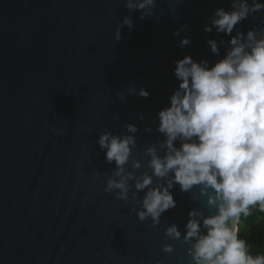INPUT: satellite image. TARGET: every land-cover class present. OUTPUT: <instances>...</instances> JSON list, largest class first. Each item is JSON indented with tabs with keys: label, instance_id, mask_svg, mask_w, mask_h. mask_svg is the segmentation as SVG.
Segmentation results:
<instances>
[{
	"label": "water",
	"instance_id": "water-1",
	"mask_svg": "<svg viewBox=\"0 0 264 264\" xmlns=\"http://www.w3.org/2000/svg\"><path fill=\"white\" fill-rule=\"evenodd\" d=\"M230 3L155 0L151 16L131 13L134 26L117 42L129 15L122 0H0V264H191L188 246L164 229L176 224L184 234L188 212L200 210L192 193L174 185L176 206L160 224L140 222L131 192L122 201L104 191L115 165L96 141L104 128L121 134L133 124L134 159L163 141L157 114L178 87L175 61L223 57L219 42L231 37L203 29ZM257 24L249 17L232 35ZM184 38L191 43L181 48ZM166 243L173 253L161 251Z\"/></svg>",
	"mask_w": 264,
	"mask_h": 264
},
{
	"label": "clouds",
	"instance_id": "clouds-1",
	"mask_svg": "<svg viewBox=\"0 0 264 264\" xmlns=\"http://www.w3.org/2000/svg\"><path fill=\"white\" fill-rule=\"evenodd\" d=\"M122 2L129 15L114 33L117 42L123 27L133 28L132 12H139L143 20L155 7V0ZM262 13L264 3L259 0H231L230 10L213 11L203 30L210 33L214 28L217 34L231 37L219 42L224 55L211 65L187 55L175 61L178 87L169 106L157 114L156 131L164 139L145 147L140 159L133 158L137 140L130 134L138 131L133 124L124 125L121 134L104 128L96 141L105 162L115 165L104 191L122 201L131 192L140 222L160 224L162 214L176 206L174 185L192 193L200 210L188 212L184 234L176 224L164 229L168 240L188 246L191 264H264V253L253 254L252 245L240 236L254 212L264 214V15H256ZM249 17L258 24L232 35ZM186 30L187 25H182L173 36ZM190 43L184 38L178 46ZM207 44L219 57L217 42L209 39ZM131 94L149 96L143 88L138 92L131 88ZM161 251L171 254L175 248L166 243Z\"/></svg>",
	"mask_w": 264,
	"mask_h": 264
},
{
	"label": "trees",
	"instance_id": "trees-1",
	"mask_svg": "<svg viewBox=\"0 0 264 264\" xmlns=\"http://www.w3.org/2000/svg\"><path fill=\"white\" fill-rule=\"evenodd\" d=\"M240 236L252 245L253 254L264 253V214L254 212L253 216L244 222Z\"/></svg>",
	"mask_w": 264,
	"mask_h": 264
}]
</instances>
